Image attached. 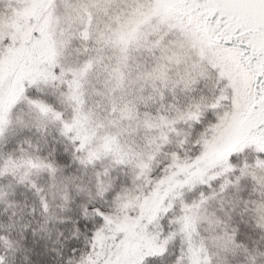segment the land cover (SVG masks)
<instances>
[{
    "label": "snow or ice",
    "instance_id": "snow-or-ice-1",
    "mask_svg": "<svg viewBox=\"0 0 264 264\" xmlns=\"http://www.w3.org/2000/svg\"><path fill=\"white\" fill-rule=\"evenodd\" d=\"M0 264H264V0H0Z\"/></svg>",
    "mask_w": 264,
    "mask_h": 264
}]
</instances>
